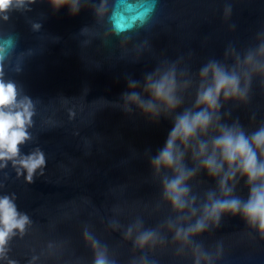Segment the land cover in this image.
I'll return each mask as SVG.
<instances>
[{
	"label": "water",
	"instance_id": "obj_1",
	"mask_svg": "<svg viewBox=\"0 0 264 264\" xmlns=\"http://www.w3.org/2000/svg\"><path fill=\"white\" fill-rule=\"evenodd\" d=\"M6 13L7 19L0 13L3 79L14 81L19 97L30 96L35 108L21 153L39 148L46 157L32 180L11 160L0 168V195L14 194L18 209L31 218L26 231L10 239L9 257L20 264H94L87 231L115 264H195L197 249L209 254L211 264H264V235L240 214L225 212L190 243L175 239L169 222L187 227L197 217L173 208L163 182L175 173L152 163L176 116L198 110L205 65L217 61L239 71L237 57L243 61L249 52L264 62L258 51L264 0H78L77 11L72 0L59 6L25 0ZM172 66L182 100L176 109L160 105L153 116L135 103L126 106L131 91L152 99L146 77ZM132 80L138 82L134 89ZM221 104L220 123L238 124L249 135L264 127V72H251L246 100L221 97ZM218 134L213 127L200 139L210 142ZM184 163L197 169L187 184L201 212L210 192L223 198L218 177L191 149ZM232 195L247 200L246 176L237 173ZM137 225L127 237L129 226ZM146 229L156 230L160 240L140 248L134 238ZM202 264L208 261L202 258Z\"/></svg>",
	"mask_w": 264,
	"mask_h": 264
},
{
	"label": "clouds",
	"instance_id": "obj_2",
	"mask_svg": "<svg viewBox=\"0 0 264 264\" xmlns=\"http://www.w3.org/2000/svg\"><path fill=\"white\" fill-rule=\"evenodd\" d=\"M68 0H53L57 6ZM23 5L25 0H0V13L7 19L6 10L12 6ZM73 11L78 10V0H72ZM34 27L39 28L37 23ZM11 41H9L10 43ZM259 53L264 55V43L260 45ZM5 44L0 43V168L8 161L17 166L18 174L27 171L26 178L32 180L37 169L43 171L46 157L43 150L37 148L30 154H22L20 145L31 137L28 128L33 123L35 112L33 100L30 96L19 97L17 84L12 80L3 79ZM237 67L229 70L217 61H211L200 70L202 82L197 91L195 105L197 111H184L175 118L174 125L169 132L165 145L152 159V163L160 171L162 168L171 169L175 175L164 178V195L173 208L190 216H196L195 223L176 225L169 222V227L175 229V239L190 243L194 234L205 231L211 223L218 224L225 212L242 215L246 221L264 235V127L246 134L241 126L220 123L218 115L222 104L221 97L228 99L246 100L251 84V72H264V62L256 59V54L249 52L240 60L237 57ZM243 65H248L245 68ZM243 74V84H242ZM210 80V82H208ZM137 81H129L131 88L137 87ZM187 86L188 81L184 82ZM145 90L152 99L145 100L139 92L125 93L126 106L137 104L146 113L158 116L160 105L168 110L176 109L182 100L178 95L180 83L177 80L175 66L146 77ZM203 106V107H199ZM215 127L218 135L211 141L201 140V133L207 134ZM191 149L192 156L199 165L206 168L210 175L218 177L220 191L223 198L217 197L214 192L208 194V200L201 209L195 206L196 197L191 195L187 181L195 175L197 169H189L184 163L187 151ZM225 164L227 168H225ZM237 173L247 177L249 196L247 200L232 195L237 182ZM232 181V184H229ZM14 194L0 195V261L7 259L8 264H20L16 259L8 256L9 241L17 234H23L31 222L26 212H21L13 199ZM200 213L199 215H197ZM182 216L181 219H190ZM134 227L129 226L125 235L133 237ZM85 237L91 240L96 249L94 264H115L108 258L106 248H102L99 241L87 231ZM160 236L154 229L138 231L134 244L140 248L154 246ZM202 258L211 264V257L206 252L197 249L195 264H202ZM33 261L36 257L32 258ZM28 264H32L29 261Z\"/></svg>",
	"mask_w": 264,
	"mask_h": 264
}]
</instances>
